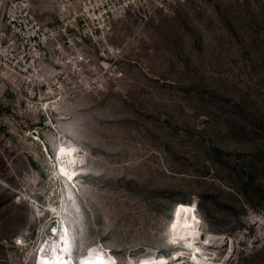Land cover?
I'll return each instance as SVG.
<instances>
[{
	"label": "rangeland",
	"instance_id": "rangeland-1",
	"mask_svg": "<svg viewBox=\"0 0 264 264\" xmlns=\"http://www.w3.org/2000/svg\"><path fill=\"white\" fill-rule=\"evenodd\" d=\"M88 51L108 56L93 72L100 88L49 115L0 88V264H34L58 226L53 208L67 214L68 187L82 254L97 245L117 264L152 253L264 264V0H150ZM65 141L87 160L78 183L57 175ZM176 226L200 237L201 262L193 252L177 263L194 245ZM169 237L184 246L174 258Z\"/></svg>",
	"mask_w": 264,
	"mask_h": 264
},
{
	"label": "built area",
	"instance_id": "built-area-1",
	"mask_svg": "<svg viewBox=\"0 0 264 264\" xmlns=\"http://www.w3.org/2000/svg\"><path fill=\"white\" fill-rule=\"evenodd\" d=\"M149 2L0 0L3 95L21 104L27 113L49 115L71 96L97 90L102 81L93 72L107 68L108 56L102 52L96 59L88 50L107 45L116 18ZM160 6L165 8L161 3ZM41 14L44 20L39 17ZM60 151L61 147L58 155ZM55 227L50 226L53 231ZM51 237H56V233ZM51 237L48 235L45 242Z\"/></svg>",
	"mask_w": 264,
	"mask_h": 264
},
{
	"label": "bare ground",
	"instance_id": "bare-ground-1",
	"mask_svg": "<svg viewBox=\"0 0 264 264\" xmlns=\"http://www.w3.org/2000/svg\"><path fill=\"white\" fill-rule=\"evenodd\" d=\"M58 147H61L60 153V167L58 170L57 175L59 176L60 173H63L67 175L70 179V181H73L75 179V165L82 163L79 155H77V152H79V147L73 143H69L67 141L63 143H59ZM60 171V172H59ZM74 175V176H73ZM61 178V177H59ZM68 184V183H67ZM65 198H68V206H66L64 209H66L67 214H64V211L61 209H54V215L58 219V226L56 227L55 231L53 233H56V236L60 238V240L54 238H49L48 241H46L45 245L42 244V252L38 256V260L35 264H72L73 259L71 261H65L64 255L70 254L72 255V244H73V237H76L75 228L77 225L80 224V217L81 214H79V206L77 203V197L73 193V190L71 187H68V190L64 192ZM69 208L72 209V211L69 210ZM82 229V228H81ZM173 235L179 236V239H182L192 245V252H184L181 251L178 255V261L180 262L183 257H185V254H190V258H193V252L194 254V260L197 261L202 260V256L197 254V251H199L198 246L200 245V237L196 236L195 231L190 228H180L176 226L173 230ZM24 236V237H23ZM22 237L20 236L18 240L20 241V244H23L25 242V237L27 234H24ZM210 236V235H209ZM208 236V237H209ZM181 237V238H180ZM177 238V237H176ZM177 238V239H178ZM202 238V237H201ZM221 240V239H220ZM62 242H65L66 246L64 247ZM207 246L209 245H217L219 241L213 239L207 240ZM197 244V245H196ZM199 244V245H198ZM206 244V243H205ZM77 246V245H76ZM80 249V248H79ZM177 253V252H176ZM53 254V255H52ZM204 255V254H203ZM165 262H169V259H167L164 255L162 256H155L154 253L147 254L143 256L138 262H134L131 260L128 262L129 264H164ZM172 263V262H171ZM78 264H116L115 256L111 253H108L106 250L101 248L97 245H92L91 248L85 250V252L78 255ZM168 264V263H167ZM170 264V262H169ZM204 264V263H203Z\"/></svg>",
	"mask_w": 264,
	"mask_h": 264
},
{
	"label": "clouds",
	"instance_id": "clouds-1",
	"mask_svg": "<svg viewBox=\"0 0 264 264\" xmlns=\"http://www.w3.org/2000/svg\"><path fill=\"white\" fill-rule=\"evenodd\" d=\"M80 152V151H79ZM79 152H77V155H79L80 153ZM79 169H81V174L79 173V176H78V180H80V179H82V178H84V177H82V175H86L85 173L87 172L86 170H87V160H86V158H84V162L82 163V165L81 166H79V167H77V171L79 170ZM79 172V171H78ZM79 233V232H78ZM80 233H81V229H80ZM57 238V240H60V238L57 236L56 237ZM80 234H78V235H76V237H73V244H72V247H73V250H72V255H70V254H67V255H64V260L65 261H71V259H73V262H72V264H78V255L79 254H81L80 252H81V249H79V247H80ZM45 244V243H44ZM62 244H63V246L65 247L66 246V244H65V242H62ZM77 245V246H76ZM43 250L41 249H39V248H37V251H36V255H35V262H34V264L37 262V260H38V256H39V254L42 252ZM53 255V254H52ZM115 259H116V257H115ZM116 264H117V259H116Z\"/></svg>",
	"mask_w": 264,
	"mask_h": 264
},
{
	"label": "trees",
	"instance_id": "trees-1",
	"mask_svg": "<svg viewBox=\"0 0 264 264\" xmlns=\"http://www.w3.org/2000/svg\"><path fill=\"white\" fill-rule=\"evenodd\" d=\"M200 207H201V209H202V210H204V207H203V205H202V204L200 205Z\"/></svg>",
	"mask_w": 264,
	"mask_h": 264
}]
</instances>
